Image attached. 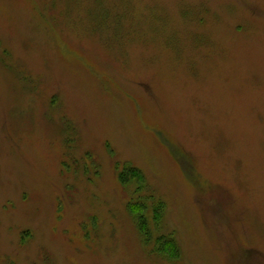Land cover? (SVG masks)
<instances>
[{"label": "rangeland", "instance_id": "374dc122", "mask_svg": "<svg viewBox=\"0 0 264 264\" xmlns=\"http://www.w3.org/2000/svg\"><path fill=\"white\" fill-rule=\"evenodd\" d=\"M0 264H264V0H0Z\"/></svg>", "mask_w": 264, "mask_h": 264}, {"label": "trees", "instance_id": "16d2710c", "mask_svg": "<svg viewBox=\"0 0 264 264\" xmlns=\"http://www.w3.org/2000/svg\"><path fill=\"white\" fill-rule=\"evenodd\" d=\"M142 178L143 177H142L141 173L137 169H132V168L127 170L126 174H121L120 175L121 183H124V184H128V183L133 182V181H137L140 184H144L142 182L143 181ZM161 240H164L163 244L166 243V242H174V240L169 241V239H166V238H163Z\"/></svg>", "mask_w": 264, "mask_h": 264}]
</instances>
